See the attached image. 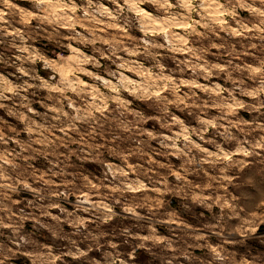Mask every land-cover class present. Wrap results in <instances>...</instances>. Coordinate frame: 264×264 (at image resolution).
I'll return each instance as SVG.
<instances>
[{
  "label": "clouds",
  "instance_id": "1",
  "mask_svg": "<svg viewBox=\"0 0 264 264\" xmlns=\"http://www.w3.org/2000/svg\"><path fill=\"white\" fill-rule=\"evenodd\" d=\"M0 264H264V0H0Z\"/></svg>",
  "mask_w": 264,
  "mask_h": 264
}]
</instances>
